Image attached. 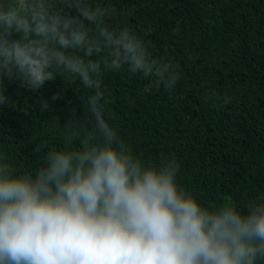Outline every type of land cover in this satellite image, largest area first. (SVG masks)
Segmentation results:
<instances>
[{
  "label": "clouds",
  "instance_id": "clouds-1",
  "mask_svg": "<svg viewBox=\"0 0 264 264\" xmlns=\"http://www.w3.org/2000/svg\"><path fill=\"white\" fill-rule=\"evenodd\" d=\"M116 16L113 0H0V106L6 81L34 94L77 83L83 101L82 115L52 120L63 147L34 170H18L0 145V264H264V193L242 208L206 206L178 182L175 158L146 161L110 122L109 74L169 97L183 79ZM206 98L231 102L216 90Z\"/></svg>",
  "mask_w": 264,
  "mask_h": 264
},
{
  "label": "trees",
  "instance_id": "trees-1",
  "mask_svg": "<svg viewBox=\"0 0 264 264\" xmlns=\"http://www.w3.org/2000/svg\"><path fill=\"white\" fill-rule=\"evenodd\" d=\"M114 23L150 41L180 66L173 97L145 92L146 80L109 74L106 106L123 141L146 161L173 157L178 182L203 204L243 205L264 193V0H113ZM0 145L20 171L41 166L63 147L52 126L82 115L78 84L54 81L32 93L5 82ZM216 90L231 102L213 106ZM57 95L58 98L51 100ZM42 99L51 100L42 109Z\"/></svg>",
  "mask_w": 264,
  "mask_h": 264
}]
</instances>
